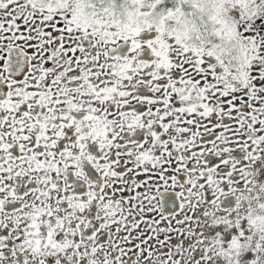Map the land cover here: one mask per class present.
<instances>
[{
	"label": "snow or ice",
	"instance_id": "6c2138e0",
	"mask_svg": "<svg viewBox=\"0 0 264 264\" xmlns=\"http://www.w3.org/2000/svg\"><path fill=\"white\" fill-rule=\"evenodd\" d=\"M0 264H264V0H0Z\"/></svg>",
	"mask_w": 264,
	"mask_h": 264
}]
</instances>
